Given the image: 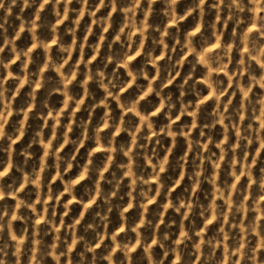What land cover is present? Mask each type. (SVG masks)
<instances>
[{
  "label": "clouds",
  "instance_id": "obj_1",
  "mask_svg": "<svg viewBox=\"0 0 264 264\" xmlns=\"http://www.w3.org/2000/svg\"><path fill=\"white\" fill-rule=\"evenodd\" d=\"M0 264H264V0H0Z\"/></svg>",
  "mask_w": 264,
  "mask_h": 264
}]
</instances>
